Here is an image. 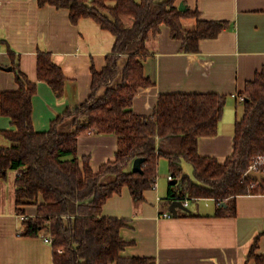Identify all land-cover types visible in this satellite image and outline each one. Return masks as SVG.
<instances>
[{
	"label": "trees",
	"instance_id": "obj_1",
	"mask_svg": "<svg viewBox=\"0 0 264 264\" xmlns=\"http://www.w3.org/2000/svg\"><path fill=\"white\" fill-rule=\"evenodd\" d=\"M46 4L69 8L73 23L91 17L115 37L104 67H92L89 97L53 119L48 130L34 128L37 84L18 64L13 63L19 88L0 90V114L17 126L2 132L8 144L0 146V177L21 170L15 176L16 204L23 214L26 205H37V214L23 219V234L49 235L54 264H156L153 257L123 255L126 219L104 216L102 209L124 187L142 200L158 179L161 158L169 161L173 175L170 200L214 198L220 202L219 214L231 212L239 195L264 193V180L245 176L250 164L264 155V66L241 92L244 113L236 121L233 151L224 159L201 154L199 145L202 137L218 134L227 94L162 93L152 114L133 109L140 88L155 84L144 64L151 35L166 24L172 37L182 40L184 51L197 52L200 41L218 36L228 21L202 19L187 3L183 11L180 0H39L40 6ZM192 17L196 25L188 29L184 20ZM122 56H127L124 66ZM38 77L64 96L66 76L48 51L39 54ZM83 134L116 135L114 158L95 168L90 155L78 154ZM138 157L145 158L142 172L133 170ZM185 161L192 164L193 176L185 171ZM250 256L264 263L254 249Z\"/></svg>",
	"mask_w": 264,
	"mask_h": 264
},
{
	"label": "crops",
	"instance_id": "obj_2",
	"mask_svg": "<svg viewBox=\"0 0 264 264\" xmlns=\"http://www.w3.org/2000/svg\"><path fill=\"white\" fill-rule=\"evenodd\" d=\"M188 5L197 9L202 19L230 24L218 36L202 39L197 52L184 51L182 40L172 37L170 27L163 24L146 43L145 73L155 84L140 88L133 109L152 114L162 93L227 94L218 134L202 137L199 145L201 154L224 159L233 151L236 121L244 113V102L234 94L242 95L247 81L264 66V0H189ZM114 42V35L91 17L73 23L69 8L40 6L39 0H0V90L19 88L13 63L18 64L37 84L34 128L48 130L53 119L89 97L92 67H104ZM41 51L50 52L64 71L66 89L61 98L38 77ZM126 60L127 56H122L120 65ZM16 129L11 117L0 114V146L8 144L2 132ZM117 145L116 135L83 134L78 139V154L90 155L97 168L114 158ZM169 174V161L161 158L158 186L146 190L142 200H135L124 187L104 204V216L126 219L121 229L128 242L123 255L153 257L156 264H259L250 252L254 249V254L264 258V193L237 196L231 212L218 214L214 202L201 205L191 201L187 210L178 208L174 215ZM9 176L0 177V264H54L53 246L43 233L23 234L22 216L36 215L37 205H26L25 214L20 212L15 178L13 189L2 186L1 181H8ZM166 212L173 215L165 216Z\"/></svg>",
	"mask_w": 264,
	"mask_h": 264
},
{
	"label": "water",
	"instance_id": "obj_3",
	"mask_svg": "<svg viewBox=\"0 0 264 264\" xmlns=\"http://www.w3.org/2000/svg\"><path fill=\"white\" fill-rule=\"evenodd\" d=\"M189 7L188 5L184 2L181 1L180 2V9L185 11L187 10ZM9 70H12L13 67H9ZM145 158L144 157H138L134 160L133 162V170L137 171V172H142L143 171V162H144ZM246 177H252L254 179H257L259 181L264 180V171L261 170H249L246 175ZM177 180L174 181V183H176ZM178 208H183V209H188V207L184 204L183 200L181 199H174L171 203L170 206V210L174 215H178Z\"/></svg>",
	"mask_w": 264,
	"mask_h": 264
},
{
	"label": "built area",
	"instance_id": "obj_4",
	"mask_svg": "<svg viewBox=\"0 0 264 264\" xmlns=\"http://www.w3.org/2000/svg\"><path fill=\"white\" fill-rule=\"evenodd\" d=\"M240 101L244 102L245 101V96L244 95H241V94H234ZM249 170H261V171H264V155H259L254 162H252V164H250L247 172ZM246 172V173H247ZM21 173V170H19L18 174ZM245 173V175H246ZM169 179H173V175L172 174H169ZM158 186V181H155L154 182V186L153 187H157ZM199 199H204V201L206 202V204H209L210 202H214L216 205H220V202L215 200L214 198H194V199H186L184 202V204L186 206H189L190 202L191 201H197ZM165 216H172L173 214L172 213H169V212H166L164 213ZM22 218L24 219L25 216H22ZM45 241L46 242H49L51 243L52 242V238L49 236V235H46L45 233L42 234Z\"/></svg>",
	"mask_w": 264,
	"mask_h": 264
},
{
	"label": "rangeland",
	"instance_id": "obj_5",
	"mask_svg": "<svg viewBox=\"0 0 264 264\" xmlns=\"http://www.w3.org/2000/svg\"><path fill=\"white\" fill-rule=\"evenodd\" d=\"M138 1H140V0H138ZM181 1H184L187 4L189 3V0H181ZM186 20H187V22L185 23V27H187V28H194L195 27V23H196V19L195 18L192 17V18H188ZM127 22L130 23V20L127 19ZM104 32H106V34H109L110 35V33L108 31H104ZM240 105L243 107L242 104H240ZM184 169H185V171L189 175L193 176V166H192L191 163L185 161L184 162ZM14 178H15V174L14 173H10V176H9V180L8 181H5V180H2L1 181L2 182V186H4V185L7 184V190L8 189L9 190L13 189V186H14ZM194 203H199V204L203 205L205 203V201H204V199H199V200L195 201Z\"/></svg>",
	"mask_w": 264,
	"mask_h": 264
}]
</instances>
